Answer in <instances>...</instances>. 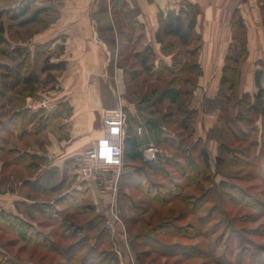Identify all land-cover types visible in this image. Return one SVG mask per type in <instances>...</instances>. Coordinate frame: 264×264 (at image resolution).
<instances>
[{
  "label": "trees",
  "instance_id": "16d2710c",
  "mask_svg": "<svg viewBox=\"0 0 264 264\" xmlns=\"http://www.w3.org/2000/svg\"><path fill=\"white\" fill-rule=\"evenodd\" d=\"M38 1L40 0H19L12 6L0 10V20L5 18L9 22H19V28L33 26V32L31 33L33 36L39 33L41 29H44L50 23L49 20L53 21L58 16L57 9L50 5L48 7H41L32 15H29L30 7L38 3ZM199 13L200 11L196 6H188L187 13L183 11L177 14L160 13L158 16V30L155 33V42L159 45L158 52H155L151 47H145L142 52H134L132 55L134 63L129 68L125 66L128 62L129 55L127 57L123 54L120 55L121 61L118 62V65L124 70L126 75L125 85L127 94L131 91L132 86H135L136 90L141 91L147 79L154 77L155 82H160L165 76L174 75L167 87L159 92H150V97H154L150 106L152 108L155 106H163L164 104L170 107L180 106L181 99L185 101L192 96L196 89L195 83H190L186 79L184 86L188 87L189 85V90L185 89L181 92L179 91V87L175 86V82L177 83L178 81L177 75L184 74L188 76L194 74L197 77L201 74L199 55L202 40L195 33L196 18ZM232 33L231 43L228 46L221 68L218 91L214 99L215 109L218 111V115L214 125L207 132L209 134L208 139L214 137L217 143L215 163L218 167L223 166L225 163L222 157L224 155L222 154L224 146L227 148L224 150L225 153L229 150V146L224 142L225 136L223 131L231 133V140L236 144V148L239 146L238 149L241 150L240 152H243V155L245 153L244 150L246 151V148H248L246 147L247 138H250V136L256 133H259L260 138V141H255L257 146L262 149L264 148V66L254 74L256 93L254 95L244 94L240 96V66L247 55L246 32L241 19L232 21ZM2 34L3 30L1 29L0 42L3 43ZM58 40H60V43L56 44ZM64 40L65 37L62 36L59 39L37 45L33 50L20 47V44L12 49L15 55L10 57V61L7 62L8 65L0 72V97L5 98L7 96V104L10 107L3 118L6 122V128L2 129L5 132H3L5 137H0V143L7 142L10 138L21 139L29 136L33 138L38 147L43 148L46 144L44 136L47 131L52 127L57 128L62 120L70 117V107L67 104L61 103L58 104L55 115L51 114L40 117L32 125L30 131H27L25 119L28 116L23 114L22 111L25 99L41 88V86H38L40 76L37 74V68H39V73L42 72L45 74L62 72L64 70L65 63L59 60L64 52ZM177 48H182L184 50L183 53H175ZM36 58L40 62V65L35 61ZM180 58L184 60L182 61ZM167 59L169 60V64L167 63ZM140 76H143V81L138 83L137 80ZM48 81L52 82L51 86L53 88L56 83V76L54 79L53 77L52 79L48 78ZM44 82L45 79L42 83ZM232 101L236 104V107L234 116L230 117L227 114L226 108ZM185 102H187L186 109H178L179 111H177L181 115V119H179L177 125L182 132H188L189 130L190 136H193L196 127L194 119L196 111L193 109H191L192 111L190 109L188 110V101ZM122 111L125 116V138L123 142V167L126 170L125 178L131 179L130 177L133 175L131 168L133 167L138 177H141L139 175L141 172L151 170L154 172L156 169L153 165L160 166L159 163L165 161V156L168 155L167 152L161 151L159 154L157 152L154 161H145L143 149L146 145L141 140L142 138L138 137L136 132L138 128L142 127L139 126L136 114L131 112L127 104L122 106ZM169 118L171 117L168 115L166 119H163L169 120ZM160 123H163L161 119ZM143 126L145 132L151 135L159 136L164 131L163 124L157 127L152 121L144 122ZM199 141L201 140H197L195 143ZM161 144L167 145L163 142ZM2 146L0 144V153L3 149ZM172 151L176 152V150ZM186 152L188 157V146ZM8 154L11 155V159L8 163L3 162L1 169L3 170L7 166H16L21 163L26 164L25 170L34 179L31 181L27 180L23 183L29 191L25 199L32 203L28 204L24 201L15 203L14 213L1 210L0 232L13 234L15 239L11 242H22L35 249H41L44 254L48 253L52 258H60L56 261L53 259L48 264H113L115 262V256L110 251L111 245L108 234L102 228L104 220L100 215L94 214V206L87 184H81L78 188L64 193L65 173H61L55 167H50L48 159L30 155L29 152L18 149L9 150ZM198 157L204 167L209 165L210 161L207 150L201 149ZM263 157L264 155L260 158L263 159ZM254 158L256 160L259 159V157ZM188 162L189 160L186 158L183 172L186 171ZM250 162L253 164V161H249L248 165L251 164ZM181 175L187 185L188 168L186 173ZM262 178L264 181V177ZM226 185L222 183L223 187L231 188L234 192L230 194L231 198L238 203L235 194H241L240 191L242 188L236 186L235 183ZM140 186L144 185L137 184V187L140 188ZM159 187L165 189L164 185L160 183ZM173 187L179 191L176 190L175 192L171 188L167 191L166 196L173 195L177 199L182 187L178 185H174ZM172 191L175 193H172ZM148 194L151 195V192H148ZM32 195L53 198L51 201H39L31 198ZM244 195L248 196V199ZM241 197V203H245L246 207L252 209L257 207V210L264 211V204L258 199H255V197L247 195L246 193H242ZM166 198H163V200H166ZM163 200L162 203L166 202ZM84 215H91L93 217L86 224L80 225L78 220ZM158 230L159 233H144V237L146 235V238L135 237L132 242V247L137 250V248H143L151 240L159 241L156 238L157 235L176 236L179 238L188 237L181 226L173 225L168 229ZM158 243L163 245L164 248H171L168 253L170 255L177 254L183 258H187L190 255L188 247L180 245L179 243L171 246L162 242ZM156 252L162 255L165 254L160 249H156ZM216 252L217 249L213 253L216 254ZM198 253L204 254L203 251H198ZM44 254L41 259L45 257ZM136 255L139 263L142 264V260L147 253L137 250ZM224 257V255H221L218 258L224 260ZM248 259L249 264H264V252L262 251L260 254L257 253L255 255L251 254ZM242 260L243 257L240 255L239 264H244L246 258L244 262ZM0 264L16 263L8 259L0 251Z\"/></svg>",
  "mask_w": 264,
  "mask_h": 264
},
{
  "label": "rangeland",
  "instance_id": "374dc122",
  "mask_svg": "<svg viewBox=\"0 0 264 264\" xmlns=\"http://www.w3.org/2000/svg\"><path fill=\"white\" fill-rule=\"evenodd\" d=\"M18 1L19 0H2L0 1V10L10 7ZM49 5L55 7V4H47L38 1V3L30 7L29 15H32L41 7H48ZM49 22L52 21L49 20ZM19 27V22H9L5 18L0 20V30H3V43L0 42L1 62H9L10 57L15 55L12 49L16 47V45L27 44V42L34 37V35H31L33 26H27L25 28ZM39 29L41 28L39 27ZM183 51L182 48H177L175 53H183ZM133 53L134 51L129 52L128 50L125 51V53L121 52L125 57L129 55L128 62L125 64L128 68L134 63L132 60ZM180 59L182 60V58ZM35 61L40 65L37 58ZM202 61H204V59ZM205 61L201 62L202 67L200 76L195 77L194 74L188 76L184 74L177 75L178 81L177 83L175 82V86L179 87V91L181 92L185 89L189 90V85L188 87L184 86V81L186 79H188L190 83H195L196 89L194 93L188 100H185L188 101V110L198 109V112H195L196 115L194 116L196 127L193 136H190L189 130L188 132H182L177 125V122L181 119V115L177 111L184 110L187 107V102L183 99L180 100V106L170 107L167 104L155 106L153 108L150 106V103L154 100V97H150V92H159L167 87L174 75H167L165 78H162L160 82H155L154 77H152L145 81L141 91L138 89L136 90L135 86H132L131 91L126 94V97L125 94L123 95L128 105L127 107L134 111L139 126L142 127V135L140 138L145 142V145H148L147 148L144 147L143 155L149 150H153L155 157L157 152L159 154L161 151L167 152L168 154L165 156V161L159 163L160 166L153 165L156 169L154 172H152V170L141 172L139 173L141 177L137 176L136 170L133 167L131 168V173L133 172V175L130 177L131 179H126L124 176L126 170L123 167V174L116 195L114 198L109 196L105 198V203L107 205L106 210L108 207L114 206V211L121 220V226H117L116 228H119V230L124 229L126 243L129 246L135 264H140L136 255L137 250L147 253L142 260V264H239L240 255L243 257L242 262H244L246 258L244 264H249V255L260 254L262 251L264 252V211L262 210L261 212L257 210V207H254L255 209L248 208L245 203H241L240 200L242 199L241 194L246 193L264 204V181L262 180V177H264V157L263 159L260 158L264 155V148L262 149L257 146L255 141H260V138L258 135L259 133H256L250 136V138H247L246 147L248 148H246V151L244 150L245 153L243 155V152H240L241 150L238 149L239 146L236 148V144L231 140V133L223 131L225 136L224 142L229 146V150L225 153L224 150L227 148L224 146L222 152L224 155H222V157L225 163L223 166L219 167L216 165L215 157L217 155V143L214 137L208 139L209 134L207 133V129L210 127L213 119L212 113L215 108V100L213 99L216 97L218 91L222 63L219 58L217 59L215 57H212L210 62ZM167 63L169 64L168 59ZM36 71L40 76L38 86H41V88L25 99L23 108H25L27 103L33 100L39 101V98H44L47 101H58L55 86L52 88V82L48 81V78L52 79L53 77L54 79L57 73H39V68H37ZM44 79L45 82L42 83ZM137 81L138 83L143 81V76H140ZM246 85L247 82L242 84V91L246 88ZM57 88L59 89V85ZM112 88L116 98V107L117 109H121L122 115L124 116L119 101L122 96H119V91L115 85ZM148 97L150 98L148 99ZM7 98V96L5 98L0 97V121H2L0 123V130L6 128V122L3 118L5 117L6 111L9 109ZM235 107L236 104H234L233 101L227 105V114L230 117L234 116ZM56 112L57 109L50 114L42 111L36 115H55ZM168 115L171 118L165 120ZM208 118L209 121L207 120ZM160 119L163 122L164 128L161 135L156 136L149 133L147 134L143 126L144 122L152 121V123H155L158 127L162 125ZM123 129L125 131V125ZM0 137H2L1 134ZM197 140H201L202 142L199 141L200 143H195ZM161 142L167 145L161 144ZM0 144L3 145V143ZM6 144L8 143L2 146L3 149L0 153V159L2 162L8 163L11 159V155L8 154V151L13 146H7ZM187 146L188 157L187 152L185 153ZM168 147L171 149H168ZM201 149L208 151L210 162L207 167H204L199 160L198 153ZM172 150H176V152ZM254 157H259V159L256 160ZM186 158L189 160L188 163L190 164H188L187 167V185L185 179L181 175L187 171L186 168V171L183 172ZM246 161H253V164L250 162L251 164L249 163L250 165H248ZM25 165V163H21L15 167H6L5 171L10 172V177L1 179L0 193L9 194L13 192V194L18 195L19 198L25 199L29 194L27 187L23 184L25 182L23 177H29L25 170ZM6 176L8 175L6 174ZM170 180H172V182H170ZM159 183L164 185L165 189L160 188ZM222 183L225 185L227 184L226 186L235 183L236 186L242 188L240 191L241 194H235L238 203L231 198L230 194L234 193L231 188L223 187ZM137 184H142L144 186H140L139 188ZM174 185L182 187L177 199H175L173 195L166 196L167 191L171 188L174 189L175 192L178 190L173 187ZM148 192H151V195H149ZM175 192L172 191V193ZM244 196L248 199V196ZM31 198L39 201H51L53 197L32 195ZM163 198H166V200H163ZM162 200L166 202L162 203ZM106 212L107 211L104 213L105 216L103 218L102 228L107 232L109 239L112 238L113 245H116V240L119 239L121 241L120 244L124 246V238L117 236L114 239L110 232L106 230ZM94 214L98 215L95 210ZM92 217L91 215L81 216L78 222L80 225H84L89 222ZM173 225L178 227L181 226L188 237L179 238L176 236L157 235L156 238L159 241L151 240L150 243L145 244L143 248H137V250L132 247V242L135 237L146 238V235L144 237V233H159L158 229H168ZM14 239L15 236L13 234L0 232V251L16 264H48L50 261H53V259H55L54 261L60 259L59 257L52 258L50 254H44L41 249H35L28 244L11 242L14 241ZM158 242L170 246L176 243L184 245L188 247L190 255H188L187 258H183L177 254L170 255L168 253L171 248H164V246ZM120 244L118 243L117 245ZM110 245H112L111 241ZM156 249H160L162 252L164 251L165 254L162 255L160 253V255L156 252ZM216 249L217 252L214 254L213 252L216 251ZM198 251H203L204 254H199ZM43 254L45 257L41 259ZM221 255L225 256L224 260L218 258ZM115 261L117 262V259H115ZM120 262L118 260L117 264H120Z\"/></svg>",
  "mask_w": 264,
  "mask_h": 264
},
{
  "label": "crops",
  "instance_id": "0c3cea01",
  "mask_svg": "<svg viewBox=\"0 0 264 264\" xmlns=\"http://www.w3.org/2000/svg\"><path fill=\"white\" fill-rule=\"evenodd\" d=\"M40 2L55 4L58 16L39 33L34 34L27 44H20V47L33 50L37 45L65 37L64 52L59 59L65 63V68L62 72H57L55 89L58 104H67L71 115L62 120L57 128L47 131L44 136L46 144L43 148L38 147L29 136L21 139L10 138L3 145L8 143L7 146H13L9 150L27 151L30 155L48 159L50 167L65 173L64 193L72 191L71 187L75 184L73 172L76 158L86 148L103 138L106 116L116 114L119 110L112 88L114 85L119 91V96H122L119 97L120 105L126 104L124 100L127 94L126 75L118 65L121 52L125 53L127 50L142 52L145 47H151L158 52L159 45L155 42V33L158 30L160 13L177 14L182 11L187 13L188 6L198 7L200 13L196 18L195 33L202 40L200 67L201 62L205 60L210 62L212 57L219 58L223 66L232 39V21L241 19L246 32L247 55L240 66L239 95L256 93L254 74L264 66V0H40ZM59 41L56 44H59ZM7 65L8 63L0 61V72ZM245 82L247 85L242 91V84ZM197 110L195 109L196 112ZM22 111L28 116L25 119L27 131H30L40 117L46 116L36 115L24 108ZM131 112L134 113L133 110ZM212 115L209 128L214 125L218 115L215 108ZM207 120L209 121V118ZM3 132L4 130H0L1 136L4 137ZM136 132L138 137L142 135L141 128ZM147 147L148 145L145 148ZM2 164L0 159V185L2 178L10 177V172L5 171L6 168L1 169ZM33 179L30 176L23 177L25 181ZM87 186L95 212L104 218L107 211L106 195L101 193L95 183ZM20 201L32 203L19 198L13 192L0 193V211L14 213L15 203ZM109 241L112 243L110 251L117 259V262L115 261L117 264L121 259L117 256L115 248L121 250V241L116 240L120 245H113L112 238ZM122 260H125L124 256Z\"/></svg>",
  "mask_w": 264,
  "mask_h": 264
},
{
  "label": "built area",
  "instance_id": "2783aa9c",
  "mask_svg": "<svg viewBox=\"0 0 264 264\" xmlns=\"http://www.w3.org/2000/svg\"><path fill=\"white\" fill-rule=\"evenodd\" d=\"M58 102L47 101L39 98V101H31L25 105V110L34 114L42 111L50 114L57 109ZM104 136L93 145L86 148L75 160L74 176L75 184L72 190L78 188L81 184L95 183L97 188L106 196L114 198L118 191L123 174V142L125 138L124 116L121 109L116 114L106 116L104 124ZM150 152V153H149ZM153 150L144 153V159L152 162L155 159ZM106 230L110 232L115 239L117 236L124 238V246L121 250L115 248L117 256L121 259L120 264H135L129 246L126 243L124 229L119 230L121 220L114 211V206L107 208ZM123 235V236H122ZM123 246V247H122ZM124 256L125 260H122Z\"/></svg>",
  "mask_w": 264,
  "mask_h": 264
}]
</instances>
